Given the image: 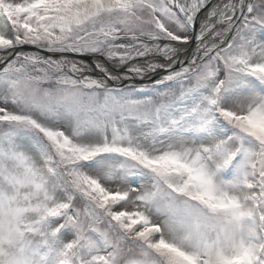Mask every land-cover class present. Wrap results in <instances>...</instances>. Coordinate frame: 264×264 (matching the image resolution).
Segmentation results:
<instances>
[{
  "label": "snow or ice",
  "instance_id": "6c2138e0",
  "mask_svg": "<svg viewBox=\"0 0 264 264\" xmlns=\"http://www.w3.org/2000/svg\"><path fill=\"white\" fill-rule=\"evenodd\" d=\"M0 264H264V0H0Z\"/></svg>",
  "mask_w": 264,
  "mask_h": 264
}]
</instances>
